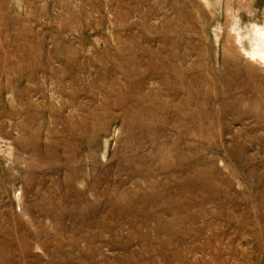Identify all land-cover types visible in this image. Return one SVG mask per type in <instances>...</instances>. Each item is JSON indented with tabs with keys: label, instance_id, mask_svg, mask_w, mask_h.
<instances>
[{
	"label": "rangeland",
	"instance_id": "obj_1",
	"mask_svg": "<svg viewBox=\"0 0 264 264\" xmlns=\"http://www.w3.org/2000/svg\"><path fill=\"white\" fill-rule=\"evenodd\" d=\"M237 3L0 0V264H264V0Z\"/></svg>",
	"mask_w": 264,
	"mask_h": 264
},
{
	"label": "bare ground",
	"instance_id": "obj_2",
	"mask_svg": "<svg viewBox=\"0 0 264 264\" xmlns=\"http://www.w3.org/2000/svg\"><path fill=\"white\" fill-rule=\"evenodd\" d=\"M237 4H241V0H237ZM257 25V24H256ZM255 41H254V51L251 53V56L255 58L259 57L260 59H264V28L256 26L255 28ZM253 38V37H252ZM253 50V49H252Z\"/></svg>",
	"mask_w": 264,
	"mask_h": 264
}]
</instances>
